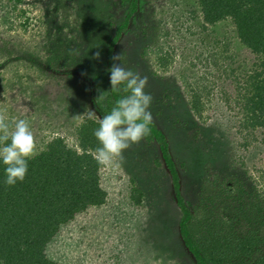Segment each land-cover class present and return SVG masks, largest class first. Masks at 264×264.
I'll list each match as a JSON object with an SVG mask.
<instances>
[{"label":"rangeland","instance_id":"1","mask_svg":"<svg viewBox=\"0 0 264 264\" xmlns=\"http://www.w3.org/2000/svg\"><path fill=\"white\" fill-rule=\"evenodd\" d=\"M142 2L114 46V55L120 54L118 63L125 69L148 77L145 91L153 96L150 111L154 123L164 119L159 125L180 172L183 198L192 209L206 205L215 214L233 215L238 204L229 200L225 190L237 189L241 182L247 189L245 200L264 202V128H243L235 102L227 105L221 100L218 86L233 92L231 81L222 79L217 91L204 98L206 122L194 116L191 123L181 105L166 111L170 102L188 106L196 78L211 79L221 73L211 57L222 49L217 41L231 42L228 55L234 58L225 63H233L241 78L259 68V57L240 43L230 20L203 28L197 0ZM88 7L98 8L103 35L113 38L127 10L122 0H24L20 6L0 0V113L10 127L15 120L29 121L36 155L56 138L77 150L76 128L87 118L98 122L103 118L98 110L106 105L97 106L96 98L110 89L106 75L110 65L105 54L99 60L92 58L93 21ZM160 49L173 58L166 70L157 63ZM157 157L162 168L155 167ZM132 179L154 190L151 209L131 203ZM101 185L108 195L106 204L91 207L64 225L48 245L50 260L55 264H198L179 233L181 209L157 143L142 139L125 150L123 159L104 166ZM164 195L170 202L158 203ZM150 196L147 191L151 203ZM207 198L212 201L205 204Z\"/></svg>","mask_w":264,"mask_h":264},{"label":"trees","instance_id":"2","mask_svg":"<svg viewBox=\"0 0 264 264\" xmlns=\"http://www.w3.org/2000/svg\"><path fill=\"white\" fill-rule=\"evenodd\" d=\"M7 2L20 6L24 0ZM122 3L127 7L125 18L117 27L113 38L103 35L99 24L101 12L98 8L87 9L89 19L93 21L92 51L105 54L110 68L113 64L111 57L114 55V46L128 29L130 21L134 20L143 2L122 0ZM197 3L203 17V28L230 20L235 26L240 43L259 57L260 64L259 68L247 72L243 78L237 76V70L232 68L233 63H225L226 59L233 61L234 58L228 55L231 42L217 41L216 44L222 49L214 52L211 57L216 70L221 73L213 75V80L205 75L196 78V87L189 102L191 111L198 120L206 122L208 119L204 118V98H210L217 91L219 81L229 80L235 90L231 92L218 86L221 100L227 105L232 100L235 102V107L243 117V128H264V0H197ZM92 54L94 53L91 52L90 55ZM157 58V63L164 70L173 62V58L169 54H163L161 49L157 51ZM220 60H223L222 66ZM106 75L109 76L110 85V72ZM104 82L106 80H102ZM201 83L204 85L200 86ZM110 91L111 85L108 98L100 102L106 105L98 110L102 117L110 112L116 100L126 95L122 91ZM154 95L158 97V93L154 92ZM176 105L183 106L181 111L194 123L191 115L186 113L183 101L170 102L171 107L166 111H175ZM97 106L100 107L99 103ZM180 116L177 112L176 118ZM159 123L152 122L151 134L144 141L159 145L162 160L172 179L176 202L181 209L179 233L187 251L198 264H264V232H261L264 227V202L245 200L243 194L247 193L246 185L238 182L237 189L228 187L225 190L229 200L238 204L233 215L215 214L208 211L206 205L192 209L190 203L183 198L180 172L170 153V143ZM98 127L97 120L87 118L76 128L77 150L69 148L63 138L52 140L46 150L28 161V173L24 181H18L15 186L5 184V165L0 162V264H55L46 251L61 228L89 208L106 204L108 195L101 185L104 166L99 165L95 159V149L99 142L94 131ZM261 142L264 145V138ZM173 147L175 148L174 145ZM130 164L132 165L131 162ZM154 164L155 167L162 168L159 157ZM138 169L142 172L141 167ZM158 172L163 175V170ZM188 180L193 181L191 176ZM131 183V203L135 206L150 205L151 209L152 203L156 201L152 198L154 190L145 189L146 185L141 180L132 179ZM147 191L152 192L149 198H152L151 203L146 199ZM257 198L260 199L259 196ZM163 201L165 204L170 202L166 195L158 203L162 204ZM207 201H212V198H207L205 204ZM176 224L174 221V225Z\"/></svg>","mask_w":264,"mask_h":264},{"label":"clouds","instance_id":"3","mask_svg":"<svg viewBox=\"0 0 264 264\" xmlns=\"http://www.w3.org/2000/svg\"><path fill=\"white\" fill-rule=\"evenodd\" d=\"M100 57L101 53L97 51L92 58L99 60ZM111 60L113 64L108 70L110 92L122 91L126 95L114 102L110 112L99 120V127L94 131L99 142L95 159L101 166H108L117 158L123 159L125 150L151 134L150 125L153 122L150 111L153 96L145 91L148 77L125 69L118 63L120 54L113 55ZM108 95L109 91L100 92L96 103L105 101ZM187 104V111L195 116L190 104ZM13 123L14 127H10L6 115L0 113V162L5 165L7 186L24 181L28 173V161L37 154L36 140L29 121L19 119Z\"/></svg>","mask_w":264,"mask_h":264},{"label":"crops","instance_id":"4","mask_svg":"<svg viewBox=\"0 0 264 264\" xmlns=\"http://www.w3.org/2000/svg\"><path fill=\"white\" fill-rule=\"evenodd\" d=\"M186 113L188 114V115H191L188 111H186ZM192 118H194V116H191Z\"/></svg>","mask_w":264,"mask_h":264}]
</instances>
